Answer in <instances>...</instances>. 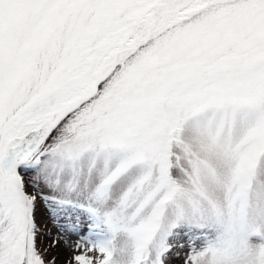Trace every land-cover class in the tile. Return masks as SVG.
<instances>
[{
  "label": "snow or ice",
  "instance_id": "snow-or-ice-1",
  "mask_svg": "<svg viewBox=\"0 0 264 264\" xmlns=\"http://www.w3.org/2000/svg\"><path fill=\"white\" fill-rule=\"evenodd\" d=\"M60 250L264 264V0H0V264Z\"/></svg>",
  "mask_w": 264,
  "mask_h": 264
},
{
  "label": "rangeland",
  "instance_id": "rangeland-1",
  "mask_svg": "<svg viewBox=\"0 0 264 264\" xmlns=\"http://www.w3.org/2000/svg\"><path fill=\"white\" fill-rule=\"evenodd\" d=\"M45 223L47 224V227L52 230V232H55V229L53 228V225H52L51 221H45ZM50 242H51L50 238L46 239L45 242H44V246H47ZM61 252L64 253V254L67 253L64 250H60V252H59V255H60L59 264H63V261H62V258H61ZM49 255L50 256L51 255H57V249H55V248L50 249ZM173 264H181V262L180 261H175V262H173Z\"/></svg>",
  "mask_w": 264,
  "mask_h": 264
},
{
  "label": "bare ground",
  "instance_id": "bare-ground-1",
  "mask_svg": "<svg viewBox=\"0 0 264 264\" xmlns=\"http://www.w3.org/2000/svg\"><path fill=\"white\" fill-rule=\"evenodd\" d=\"M66 256H67V253L64 254V253L61 252V258H62L63 262H64V259H65Z\"/></svg>",
  "mask_w": 264,
  "mask_h": 264
}]
</instances>
